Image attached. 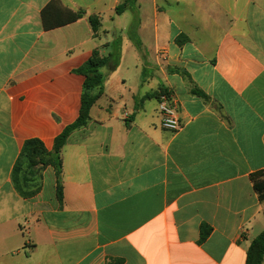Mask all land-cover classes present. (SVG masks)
Listing matches in <instances>:
<instances>
[{"label":"crops","instance_id":"crops-1","mask_svg":"<svg viewBox=\"0 0 264 264\" xmlns=\"http://www.w3.org/2000/svg\"><path fill=\"white\" fill-rule=\"evenodd\" d=\"M123 2L0 0V264H247L264 233V0H135L118 15ZM70 11L83 15L59 26ZM95 49L119 64L63 149V205L51 167L23 197L22 147L52 151L77 120L74 71ZM164 92L177 132L161 126Z\"/></svg>","mask_w":264,"mask_h":264},{"label":"trees","instance_id":"trees-1","mask_svg":"<svg viewBox=\"0 0 264 264\" xmlns=\"http://www.w3.org/2000/svg\"><path fill=\"white\" fill-rule=\"evenodd\" d=\"M135 0H124L116 9V14L124 13L130 4ZM56 1L49 3L43 10L42 16L44 27L46 30L55 28L56 23L50 22L53 17ZM66 19L61 20V25L69 24L77 21L83 13L67 12ZM137 20H134V24ZM91 23L95 34H99L101 28V20L99 17H92ZM119 64V56L111 52L108 56L102 55L99 49H95L92 57L79 69L74 72L85 77L82 104L80 115L75 122L67 125L62 133H60L54 142L52 151H48L42 140L39 138H31L25 141L21 153L14 165L12 172V181L15 189L23 197H33L40 191V180L42 172L51 167L56 175V191L57 198L63 205V160L62 152L67 145L70 136L77 130H81L88 126L91 121V110L103 95L106 76L102 70L107 67L110 72H113ZM202 94V93H201ZM256 190L259 192L261 199H264V182L256 185ZM211 232L210 228L202 226L201 242L205 241ZM107 264H124L122 259L111 258ZM247 264H264V233L255 238L249 247L247 254Z\"/></svg>","mask_w":264,"mask_h":264},{"label":"built area","instance_id":"built-area-1","mask_svg":"<svg viewBox=\"0 0 264 264\" xmlns=\"http://www.w3.org/2000/svg\"><path fill=\"white\" fill-rule=\"evenodd\" d=\"M158 110L161 117V126L165 130L177 132L181 130L182 124L179 113L175 107L170 92H164L160 95L158 101Z\"/></svg>","mask_w":264,"mask_h":264},{"label":"rangeland","instance_id":"rangeland-1","mask_svg":"<svg viewBox=\"0 0 264 264\" xmlns=\"http://www.w3.org/2000/svg\"><path fill=\"white\" fill-rule=\"evenodd\" d=\"M123 20L127 23V24H132L133 21L135 20V15L130 12V11H127L126 12V16L123 18ZM109 23V22H108Z\"/></svg>","mask_w":264,"mask_h":264}]
</instances>
